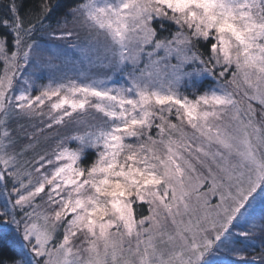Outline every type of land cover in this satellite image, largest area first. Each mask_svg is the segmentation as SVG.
Masks as SVG:
<instances>
[{
  "label": "snow or ice",
  "instance_id": "snow-or-ice-1",
  "mask_svg": "<svg viewBox=\"0 0 264 264\" xmlns=\"http://www.w3.org/2000/svg\"><path fill=\"white\" fill-rule=\"evenodd\" d=\"M0 65V264H264V0H0Z\"/></svg>",
  "mask_w": 264,
  "mask_h": 264
},
{
  "label": "trees",
  "instance_id": "trees-1",
  "mask_svg": "<svg viewBox=\"0 0 264 264\" xmlns=\"http://www.w3.org/2000/svg\"><path fill=\"white\" fill-rule=\"evenodd\" d=\"M29 2L30 3H32V4H35L36 2H37V0H29ZM53 2L55 3L56 2V0H53ZM61 3H63V4H65V5H67V6H71V5H73L74 3H75V0H61ZM64 11H67V8L65 7V9H64ZM59 17L57 16V17H53L52 18V20L51 21H49L50 23H52L53 25L55 24V20L56 19H58ZM41 35H44V33H40ZM0 68H2V65H0ZM18 125H24L25 126V128H26V130L30 133V132H32L33 131V129L29 126V123L26 121V120H24V121H18ZM18 125L17 124H14L13 125V127H18ZM54 132L55 133H57V132H59V130H55L54 129ZM50 134H52V131H50V130H46V132L44 133V134H41V135H39L38 136V139H39V145H38V147H37V151H40L41 149L40 148H42L45 144H47V143H49L50 141H48L47 139L49 138V135ZM46 137H48V138H46ZM45 140H47V142L45 141ZM43 141H44V143H43ZM41 142V143H40ZM50 145V144H49ZM51 146V145H50ZM54 147V146H53ZM46 148H44V149H42V150H45ZM51 151V150H50ZM32 154V153H31ZM29 155V154H28ZM33 155V154H32ZM259 245H260V243L259 244H257V245H255V248H256V252H257V254L259 253V251H260V247H259ZM10 251L9 250H7V249H4L3 250V257H4V259H8V257L10 256Z\"/></svg>",
  "mask_w": 264,
  "mask_h": 264
},
{
  "label": "rangeland",
  "instance_id": "rangeland-1",
  "mask_svg": "<svg viewBox=\"0 0 264 264\" xmlns=\"http://www.w3.org/2000/svg\"><path fill=\"white\" fill-rule=\"evenodd\" d=\"M39 35H41V34H39ZM41 36H43V35H41ZM45 39H46V37H45ZM41 42L43 43V42H45V40H42ZM79 42H80V41H78V40L75 39V38L71 41V43H79ZM63 46L67 47L68 45L65 44V45H63ZM19 121H24V119H20ZM26 121H27V120H26ZM27 122H28V121H27ZM28 123H29V122H28ZM55 130H59V132L55 133L54 130H50V131H52V134H50V135H49V138L47 139V140L50 141V142L47 143V144H45L42 148H40V149H41L40 151H43L42 149L46 148L45 150H47V151L50 152V150L53 148V146H55V139L58 138L59 136H63V135H65V134L67 133V129H64V128H56ZM47 140H45V141L47 142ZM40 143H41V142H40ZM43 143H44V141H43ZM49 144H50L51 146H50ZM72 146L75 147L76 145L73 144ZM28 154H29V155H28ZM28 154H27L26 157H25L26 159H30L31 156H32L31 153H28ZM259 243H260L259 235L253 237V245H254V247H255V245H257V244H259ZM253 254H257V252H256V248H255V252H253L251 248L248 250L247 255L249 256V258H250L251 255H253Z\"/></svg>",
  "mask_w": 264,
  "mask_h": 264
}]
</instances>
